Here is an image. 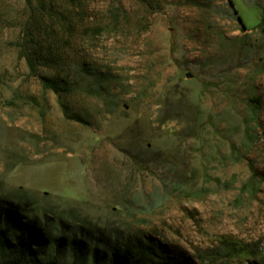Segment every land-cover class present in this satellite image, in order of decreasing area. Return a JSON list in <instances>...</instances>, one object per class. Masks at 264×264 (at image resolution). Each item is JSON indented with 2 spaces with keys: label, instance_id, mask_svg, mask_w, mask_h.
Listing matches in <instances>:
<instances>
[{
  "label": "rangeland",
  "instance_id": "1",
  "mask_svg": "<svg viewBox=\"0 0 264 264\" xmlns=\"http://www.w3.org/2000/svg\"><path fill=\"white\" fill-rule=\"evenodd\" d=\"M25 1L0 0V202L48 241L38 263L78 231L77 264L132 236L184 264L262 256L264 0H81L78 29L110 25L33 55L37 76L71 82L58 95L19 54ZM64 248L56 264H70Z\"/></svg>",
  "mask_w": 264,
  "mask_h": 264
},
{
  "label": "trees",
  "instance_id": "2",
  "mask_svg": "<svg viewBox=\"0 0 264 264\" xmlns=\"http://www.w3.org/2000/svg\"><path fill=\"white\" fill-rule=\"evenodd\" d=\"M81 0H26L25 5L29 9L28 24L23 27L25 37L28 40L19 44V54L25 60V64L30 75H36V63L33 55L43 54L52 60V45L59 40L71 38L76 35L81 39H91L95 35L108 30L110 24L97 23L95 17L84 18L82 25L71 21V16L80 15L79 10L86 12L87 6ZM123 14L126 10L120 8ZM118 9V13L120 11ZM70 13H73L72 15ZM119 14L112 17V26L117 28ZM86 21V23H83ZM116 24V26H115ZM264 25L263 17L258 25ZM58 27V28H57ZM67 35V36H66ZM41 39V40H40ZM44 39V40H42ZM23 41V39H22ZM43 43H48L43 46ZM42 57V56H40ZM57 57V56H56ZM40 59V58H39ZM84 70V69H83ZM43 91L51 92L55 95L69 91L71 82L60 76L46 77L37 76ZM248 101L258 104V98H249ZM43 115V112H41ZM81 231L74 232L69 238L57 237L54 240V254L45 264H56L59 250L65 247L69 252L70 264H77L83 257L82 249L85 247ZM86 237V236H84ZM64 240V243L62 242ZM93 242L98 243L97 239ZM229 251L233 255L246 253L253 255L255 252L247 246L225 242ZM48 244L43 239L41 230L32 222L25 219L16 206L0 202V264H39L40 248ZM49 245V244H48ZM63 249V248H62ZM100 255V256H99ZM255 256V255H253ZM102 259V261L100 260ZM256 259V258H255ZM249 259V264H264V253L257 260ZM41 262V260H39ZM90 264H184L179 256H172L167 253V249L157 243L149 236H132L123 241H114L108 244L107 249L99 252L97 248H92L90 252Z\"/></svg>",
  "mask_w": 264,
  "mask_h": 264
},
{
  "label": "water",
  "instance_id": "3",
  "mask_svg": "<svg viewBox=\"0 0 264 264\" xmlns=\"http://www.w3.org/2000/svg\"><path fill=\"white\" fill-rule=\"evenodd\" d=\"M187 77H189V76L187 75Z\"/></svg>",
  "mask_w": 264,
  "mask_h": 264
}]
</instances>
